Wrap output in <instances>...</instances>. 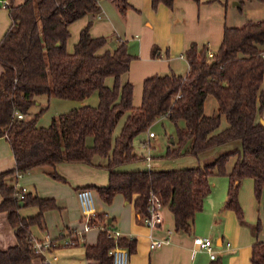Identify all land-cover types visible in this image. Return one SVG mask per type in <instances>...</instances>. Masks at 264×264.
Masks as SVG:
<instances>
[{"label":"trees","instance_id":"1","mask_svg":"<svg viewBox=\"0 0 264 264\" xmlns=\"http://www.w3.org/2000/svg\"><path fill=\"white\" fill-rule=\"evenodd\" d=\"M14 1L9 0L8 7L11 27L0 42L3 69L0 75V138L10 143L16 168L0 174V212L8 215L17 244L0 251V264H34L39 255L33 247L31 228L41 226L44 214L56 208L53 199L33 193L18 198L22 189L13 184L16 174L49 168L52 178L62 180L55 167L63 162L94 166L96 158L105 160L104 165L97 166L109 172L108 185L85 188L94 189L106 204L122 195L142 219L148 216L149 199L156 195L174 215L175 230L180 234L192 232L195 217L202 212L212 192L213 176L228 177L224 207L234 211L239 220L243 221L244 217L239 192L247 178L253 179L255 194L263 201L264 212V124L259 119L264 110V19L248 22L240 28L225 27L222 44L211 56L207 47L199 49L192 45L185 53L188 74L170 73L146 79L142 105L134 108V87L122 82L132 62L126 44L113 53L99 55L106 38H93L90 22L81 31L74 52L69 54L66 49L70 25L87 15L99 13L101 0H25L19 6H14ZM112 1L125 15L128 1ZM151 1L153 9L160 4L173 8L175 2ZM245 1L264 5V0H240V3ZM108 79L114 80L112 87L106 84ZM96 92L98 106H83L61 114L53 118L48 127L38 126L46 109L31 116L39 97L83 101ZM209 97L217 103V115L205 112ZM17 113L24 118L18 119ZM126 114L123 128L114 138ZM162 118L176 126V144L168 147L166 159L200 158L233 142H240L241 148L221 152L211 163L194 168L118 170L141 159L135 153V140L149 133L152 125ZM223 118L227 127L219 131ZM179 122H184V127H180ZM232 157L236 160L232 170L227 172L226 165ZM20 203L25 207H37L38 215L22 218ZM100 224L105 229L100 231L97 243L86 247L89 261L112 264L110 251L116 245L126 248L129 254L136 251V240L108 237L110 225L104 213L92 219L93 227ZM260 228L259 221L255 232ZM251 264H264V242L252 245Z\"/></svg>","mask_w":264,"mask_h":264},{"label":"crops","instance_id":"2","mask_svg":"<svg viewBox=\"0 0 264 264\" xmlns=\"http://www.w3.org/2000/svg\"><path fill=\"white\" fill-rule=\"evenodd\" d=\"M24 1L15 0L13 5L19 6ZM127 1L129 8L126 14L122 15L115 2L101 0L99 13L87 15L70 25V38L67 41L66 49L69 54L74 52L81 31L90 22L92 24L91 36L106 38V45L99 50V55L106 52L113 53L122 44H126L132 62L130 70L123 76L122 82L133 85V106L139 108L142 105L143 85L146 79L170 73L187 75L189 66L185 59V53L192 45H196L199 49L207 47L209 55H213L220 48L224 29L228 26L222 17L223 7L220 2H209L212 0H175L173 8L160 4L157 9H153L151 0ZM236 1L240 2V0ZM9 4L11 3L9 2ZM0 6L2 5L0 4ZM11 24L12 19L8 8L0 7V42ZM156 50L157 56H154ZM2 72L3 69L0 65V75ZM113 83V79L106 81L109 87H112ZM98 104L99 95L96 92L83 101L45 98V102H42L38 98V104L34 107L46 105L48 109L54 108L56 112L65 114L76 108L96 107ZM146 134L148 137V133ZM156 138L157 136L148 137L144 144L151 145V140ZM172 140L173 142L171 141L170 144L174 146L176 138ZM148 153L147 166L144 169L166 171L162 170V166L158 164L159 161L155 164L150 152ZM148 157H150V162L147 160ZM185 157L167 160L174 161ZM211 157L213 158L215 155L207 159L194 157L198 163L189 162V167L209 164L212 161L209 160ZM94 162V166L66 162L56 165L55 172L62 179L59 181L70 185L71 193L68 195L77 196L78 191L85 187L108 185L109 172L97 166L104 165L106 161L95 159ZM15 168L16 162L10 143L6 138H0V174ZM137 168L131 163L119 167L118 170L136 171ZM178 168L180 169V167ZM98 170L103 172L100 182L95 178L98 176ZM49 171V168L36 169L13 180L17 189L25 188L27 193L36 194L44 199H53L56 203L55 209L44 214L42 225H35L31 228L33 239L39 241L49 239L54 243V247L47 250L43 256L36 258L34 264H44L45 259H48L50 264H96L86 258V247L97 243L100 231L105 229L104 225L100 224L91 228L84 234L82 240L79 239L77 233L83 230L84 225L80 221L71 222V217L77 220L81 217L76 198L74 201L76 207L72 208L64 196L44 193L40 189V182L48 181ZM221 178L220 176L211 178L212 192L206 198L202 212L196 215L190 234L176 232L175 218L168 207H164L166 211H161L162 221L159 226L150 228L145 223V219L136 215L133 204L126 202L122 195L116 196L118 202H123L128 207L124 211L128 222L119 223L117 226L116 217H112L108 219L110 228L107 229L119 232L121 238L136 240V251L129 254V264H251L252 245L257 241L264 242L263 201L256 197L253 179H244L239 192V202L244 217L243 221L239 220L234 211L226 210L224 207L229 180L228 177ZM32 186L36 189L35 192ZM1 202L0 195V204ZM65 205L68 206V211ZM38 213L39 209L34 206L25 207L23 205L19 210L22 218L35 217ZM101 213L103 212L97 211V214ZM259 221L261 228L256 233L255 228ZM195 237L212 240L216 253L215 260L212 261L207 252L197 250L193 243ZM71 239L76 241L75 245L67 244ZM152 240H164L167 243L161 248L153 250L150 248ZM227 243H230L231 246L227 247ZM16 244V236L8 221V215L5 212H0V251H5Z\"/></svg>","mask_w":264,"mask_h":264},{"label":"rangeland","instance_id":"3","mask_svg":"<svg viewBox=\"0 0 264 264\" xmlns=\"http://www.w3.org/2000/svg\"><path fill=\"white\" fill-rule=\"evenodd\" d=\"M220 1V5L223 7L222 11H223V19L224 22L227 24L228 27H237L240 28L242 26H244L245 24H247L248 22H257L260 20L264 19V5L258 1H245L243 3H240L239 1L236 0H219ZM2 7V6H0ZM263 89H264V82L262 85ZM45 98L47 99L46 96H42L39 97V100L42 102H45ZM44 107H33L31 110V116H33L34 114H36L37 112H39L41 109H46V105H43ZM205 112L206 114L209 115H217L218 114V106L217 103L215 101V99L213 97H209L206 101V107H205ZM61 113L56 112V110L54 108H50L43 113V115L41 116L39 122H38V126L40 127H48L50 126L53 118L59 116ZM128 114H126L119 122L116 131L114 133V138H116L117 136H119L123 125L125 123V120L127 118ZM259 119L260 120H264V110L263 112L259 115ZM184 122H179V126L180 127H184ZM227 127V122L226 120L223 118V123L221 128L219 129V131L223 130L224 128ZM150 132H154L157 136V138L155 140H151V145H145L144 141L146 139H148L147 134H142L140 135L134 143V149H135V153L141 158L140 160H138L137 162L132 163V165H134L135 167H138L136 169V171L139 170H145V166H147V161L146 158L149 155L148 152H150V155L153 158V161L158 162V164H160L162 167V170H166V171H171V170H178L180 167V169H186V168H194L193 165L190 166V163L193 164H197V159H195L194 157H185V158H181L178 160H167L165 158V154L167 152L168 147H171L172 145L170 144V142L172 141L173 138H176V126L174 123H172L169 119L167 118H162L160 120H158L157 122H155L152 127L150 128ZM241 148V143L240 142H233L231 143L229 146H222L219 148H216L212 151L207 152V154H205L203 157L204 159H207L210 156H214L215 157H211V159L209 160H214L218 154H221L220 152H228L231 150H235ZM143 156V158H142ZM101 159V158H96V160ZM102 160V159H101ZM161 160V161H160ZM236 158L232 157L227 165H226V169L227 172H230L233 168V165L235 163ZM211 161V162H212ZM153 162V164H154ZM141 166V167H140ZM128 167V166H126ZM133 167V166H130ZM143 167V169H141ZM165 168V169H164ZM28 174V173H27ZM102 174L103 172L98 170L97 171V177L96 181L100 182L102 180ZM222 177L221 179H226V176H220ZM105 178V177H104ZM47 180L48 181H41L40 182V189L42 192L44 193H48V194H58V196H64L70 203L72 208L76 207V204H74L75 202V198L77 200V206H79V209L81 211V217L77 219L72 218L71 217V222L74 223V221H80L82 222V224H85V219H83V213H82V209H81V205L80 202L78 200V196H74V194H70L68 195L70 192V185L69 184H65L62 181H59L57 179L52 178L51 176H47ZM27 189L29 187H26ZM31 188V187H30ZM33 191L35 192L36 189L32 186ZM93 196H94V202H95V207L96 210L99 212H103L105 214V216H107V219H110L112 217H116V225L118 226V224L122 223V222H128V219L125 217L124 215V211L125 209H127L128 207L124 205V203L122 202H118L119 200H117V198L115 197L112 201L111 204H106L101 198L100 196L97 194V192L93 189ZM119 203V204H118ZM65 207L67 208L68 211V206L65 205ZM167 207V206H164ZM163 207V208H164ZM162 211H166L165 208ZM74 211V209H73ZM98 215V214H97ZM73 240V239H71ZM70 241V240H69Z\"/></svg>","mask_w":264,"mask_h":264},{"label":"built area","instance_id":"4","mask_svg":"<svg viewBox=\"0 0 264 264\" xmlns=\"http://www.w3.org/2000/svg\"><path fill=\"white\" fill-rule=\"evenodd\" d=\"M0 4L4 8H8L10 6L9 0H0ZM18 119H23V115L17 113L16 114ZM156 134L154 132H149L148 137L154 138ZM146 145V144H145ZM148 162H150V157H148ZM23 175L17 173L16 178L19 179ZM27 193V190L25 188H22V191L18 194V198H22L24 194ZM78 200L81 205L82 213H83V219H85L84 228L82 231H79L77 233L79 239H83V236L85 233L89 232L93 226L91 225L92 219H94L97 215L95 202H94V196H93V190L84 188L78 191ZM164 207L161 199L156 196L152 195L149 199V205H148V216L145 218V223L150 228H156L162 221V215L161 211ZM108 237L111 239H119L120 233L117 231H111L108 230ZM32 237V236H31ZM33 247L35 250V253L39 256H43L45 252L49 249H52L54 247V243L51 240H45V241H39L32 238ZM167 241L164 240H152L150 244V248L155 250L158 248H161ZM193 243L197 250L199 251H205L210 255V259L213 261L216 259V253L213 249V243L212 240L209 238H202V237H195L193 240ZM69 245H75V240H70L67 242ZM231 244L227 243V247H230ZM110 255L112 256V264H129V253L125 248H122L118 245H116L111 251ZM44 264H50L48 259H45Z\"/></svg>","mask_w":264,"mask_h":264},{"label":"water","instance_id":"5","mask_svg":"<svg viewBox=\"0 0 264 264\" xmlns=\"http://www.w3.org/2000/svg\"><path fill=\"white\" fill-rule=\"evenodd\" d=\"M262 123L264 124V120H262ZM172 142H173V140H172ZM20 206L22 207L23 206V203H20Z\"/></svg>","mask_w":264,"mask_h":264}]
</instances>
